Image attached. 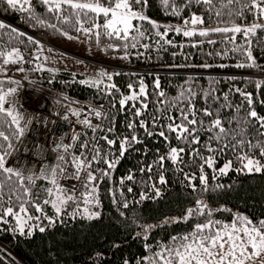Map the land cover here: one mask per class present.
<instances>
[{
	"label": "trees",
	"instance_id": "1",
	"mask_svg": "<svg viewBox=\"0 0 264 264\" xmlns=\"http://www.w3.org/2000/svg\"><path fill=\"white\" fill-rule=\"evenodd\" d=\"M172 2L181 8L180 16L172 15L171 7H166L162 0H147V6L141 8L137 5L136 8L157 23L182 24L185 18L195 12L197 15L204 16L205 23L200 25L201 27L217 26L214 11L219 9V0H216V9L212 13L208 12L207 5L197 4L195 0H192L190 5L186 3V0H170V3ZM31 4L32 14L46 21L45 24H37L29 19V12L9 9L5 3L0 2V23L6 25L5 28L0 29V49L10 50L12 47H17L25 57L24 61L19 64L8 65L6 74L14 73L23 78L27 77L26 80L37 86L74 99L82 107L81 112L84 116H86L85 111L91 107L105 114L103 118L98 119L97 123H93L94 126L100 125V130L97 132L93 133L91 129L78 123L82 128L78 132L79 139L72 141L70 138L68 141L61 142L72 145L69 149V157L72 154L79 155L80 145L85 142L89 143L86 156L93 154L92 147L95 145L102 150L101 156L107 155L108 158L113 159L119 157V138L131 135L126 128V122L133 119L132 105L135 104L139 107L140 104L139 101L129 102L126 109L121 111L119 99L130 94L129 84H133L134 90L138 91L141 80H143L148 93L147 97L142 100L148 104L144 118L149 121L153 115H159L164 107L168 108V114L178 116L179 109L174 105H168V101L175 100L181 92L187 93L189 89L196 93L194 100L197 109L205 106L204 93L213 90V96L219 97V100L215 102L208 100L207 102L214 104V110L221 109L220 116L225 121L232 120L234 117L242 119L247 116L250 110L244 97L236 89L250 93L253 100L251 107L260 116H264V30H258L255 37H249L252 41L251 50L256 60L255 66L241 68L236 65L248 63L246 57L240 52L232 51L233 45L224 41L222 34H210L208 38L216 40L215 44L205 42L193 47L194 43L201 40L206 41L208 38L198 35L184 37L182 34L171 31L166 39L171 40L172 44L163 42L158 44V37L155 36L156 30L148 21H133L146 35L140 38L136 48L127 50V59L121 58L124 56L123 48L114 51L107 47L115 42L107 36H101L100 42L97 43L95 36L88 35L87 41L90 45L101 47L106 55L113 54L110 61L93 58L89 54L81 56L72 52L81 57V59L78 58L79 60L87 63L97 62L101 65L102 70L112 72L111 81H104L106 83L99 85L82 84L80 81L83 75L70 69L51 72L48 71L49 68L36 70L40 61H33V56L38 54L42 42L30 44L27 36H31L30 34L37 31H43L47 34L49 41L56 45V42L52 41H66L69 37H76L84 33L77 32L72 26L75 22L74 17H72L71 23L65 24L55 13H48L40 0H31ZM63 15L71 17V10H66ZM252 21L253 17L249 14L246 19L235 22L250 24ZM99 22L102 23V20ZM50 24H55L57 29H62L68 35H63L61 31L49 27ZM12 28H15L17 33H11ZM160 31H163V27L160 28ZM18 33L25 35L20 36ZM243 43L244 38L238 36L237 45H243ZM143 44H147L149 47L144 48ZM222 50L226 54H215ZM209 53L212 54L209 55ZM204 64H209L211 67H202ZM100 65L97 67L100 68ZM220 65L225 66L220 67ZM0 67H4L2 63H0ZM20 67L24 69L23 72L17 71ZM6 74L0 73V81H3L0 87L4 89L15 87L10 82L11 80L5 77ZM156 77H159L160 87L158 90L155 88ZM257 82L261 84L259 88ZM107 83H114L119 92L113 90L109 95L105 88ZM158 91H163L165 96L158 97L156 95ZM225 95L227 100L224 99ZM159 99H164V106L158 104ZM221 105L224 107L221 108ZM3 120L4 117L0 115V121ZM162 123H167V120ZM205 123L207 124V120ZM113 124L115 131L111 134L107 133L106 129ZM225 127L238 132L241 125L233 123L225 124ZM0 130L8 132L9 128L5 124L0 126ZM152 130L156 131L157 129ZM244 131L246 133L243 137L245 140L251 139L253 143L264 142V136L259 134L262 130L259 128L258 122H246ZM136 134L142 143L132 145L123 157H119L116 167L110 170V176L97 182L100 205L93 210L100 212L98 219L87 220L79 216H70L68 213L72 212L75 207L73 205L67 209L62 221L52 227H46L44 233H40L38 230L34 231L32 237L11 232L9 229L14 221H10L9 225L0 224V264H123L124 259H129L130 264H136L140 257L151 255L145 249V244L156 250L158 245L171 243L172 236L186 234L192 231L195 223L203 222L204 217L194 216L187 221L165 223L169 218L183 216L186 209L195 206V200L198 198L204 199L209 204L213 210L212 219L220 220L223 223H230L236 214H242L254 221L264 218V172L248 174L236 171L241 165L231 150L223 155L217 154V168L223 166L227 160L234 161L233 168L227 175L217 176L213 180V170L205 168L209 186L214 188L215 185L220 184L224 187L203 193L199 191L201 188L198 180L199 163H193L188 155H185L182 165H172L170 161L165 163L166 184H159V169L155 166L152 180H149L148 174L140 171L141 167L153 164L159 154H165L167 145L159 136L147 137L138 125ZM104 135H109L110 139H116L117 143L113 146L107 145L102 139ZM94 137L95 139H93ZM201 137V145L198 147L201 148L204 155H208L203 147L207 140V133L202 132ZM14 143L17 144L18 141H14ZM172 143L173 146H183V142L176 141L174 136ZM244 151H248V149L245 148ZM58 154H63V150L56 151L52 166L58 162ZM250 154H254L264 163V158L259 157L257 150H253V153ZM92 167L103 170L106 165L101 160L94 163ZM180 167L183 168V172L179 170ZM130 172L134 175V180L125 179L121 184V178L126 177ZM183 173H193L197 176V179L192 181L198 189L197 192H193L187 186L188 182L185 181ZM152 183H155L160 189L161 196L135 203V201H140L142 191L148 192L149 196L154 197V192L149 191ZM49 186L46 181L38 180L34 190L39 191ZM129 187L133 189L131 193L127 191ZM113 193L116 199L121 201V204L113 203ZM43 198L41 196V199ZM125 199L129 202L128 209L122 207V202ZM217 209H228V211H217ZM45 211L48 215L54 216V210L50 206H45ZM120 211L125 212L124 217L120 216ZM136 223L158 226L147 233V240H145L143 236L139 238L136 236V233L141 231ZM44 225H47L46 221ZM114 244H119L120 247H113ZM98 252L103 253L100 259L95 256Z\"/></svg>",
	"mask_w": 264,
	"mask_h": 264
},
{
	"label": "snow or ice",
	"instance_id": "2",
	"mask_svg": "<svg viewBox=\"0 0 264 264\" xmlns=\"http://www.w3.org/2000/svg\"><path fill=\"white\" fill-rule=\"evenodd\" d=\"M5 3L9 9L19 10L21 12H29V19L37 24H45L46 21L32 14L31 0H0ZM48 13H55L61 18L62 23H71L72 17L75 22L72 25L77 32L95 36L97 43L100 42L101 36H107L115 41L107 45L108 48L114 51L120 48L124 49L123 59L128 57V49L136 48L140 38L145 37L146 33L141 28L134 24L133 21H148L155 29V36L158 37L157 43L161 42L171 45L172 41L166 39L169 32L174 31L182 34L184 37L200 36L208 38L211 33L222 34L223 40L233 45L232 51L240 52L244 55L248 63L237 64V67H253L256 64L255 57L252 53V41L249 37H255L258 30H264V0H219V9H216V0H195V3L207 5L208 12L214 11V16L217 20L215 27H197L204 25V16L197 15L195 12L190 17L185 18L183 25L162 26L156 21L150 20L142 11L137 10L136 6L141 8L147 6V0H40ZM166 7H171V14L175 16L181 15V8L170 0H162ZM187 4H191L192 0H186ZM66 10H71L72 16L63 15ZM253 17L252 23H236V20L246 19L247 15ZM102 20V23L99 22ZM90 25V26H85ZM6 25L0 23V29ZM49 27L61 31L63 35H68L62 29H57L55 24H50ZM163 27V31L160 28ZM11 33H17L15 28L11 29ZM135 33V35H134ZM24 36V33H18ZM238 36L244 38L243 45H237ZM30 44H39L40 41L31 36L26 37ZM72 38V37H69ZM123 42V43H119ZM215 44L216 40L206 39L194 43L197 44ZM142 47L148 48L149 45L143 44ZM212 53H209L211 55ZM216 55L226 54L223 50L216 52ZM38 58V57H37ZM25 59L21 50L17 47L9 49H0V63L4 67H0V73L7 72L8 65H16L23 62ZM45 59H48L45 57ZM225 65H220L224 67ZM202 67H211L209 64H204ZM40 65L36 70H42ZM17 71L23 72L22 67ZM48 71H54L49 68ZM119 75V73H116ZM101 77H106L108 81L112 80V74L101 71ZM27 78V77H25ZM13 84H18V81L11 80ZM3 81H0L2 84ZM80 83H88L86 80H81ZM99 85L102 81H94ZM261 86L257 82V87ZM160 87L159 77L155 79V88ZM108 94L111 95L113 90L119 92V89L114 83L105 85ZM130 94L122 96L119 99V109L124 111L129 102L139 101V107L135 104L133 108V119L126 122V128L130 131V136L119 138V157H123L125 153L134 144H140L142 141L136 134L137 125L143 130L147 137L159 136L167 145L165 154H159L153 164H146L141 167L142 173L148 174V179L152 180L154 166L159 169L158 178L159 184H166L167 181L164 175V166L166 162H171L172 165H182L185 155H188L193 163H199V184L200 192L208 193L216 189L223 188L224 185L217 184L214 188L209 186L208 176L205 174V168L213 170L212 179L217 176H224L233 168V160H227L223 166L217 168L216 163L218 155H223L231 150L236 155V160L241 167L236 171L241 173H261L264 172V163L257 159L253 150H257L259 157L264 158V142L256 141L253 143L251 139L245 140L246 135L244 127L248 121H256L259 124L260 135L264 136V116H260L257 111L251 107L253 100L252 95L236 89L244 100L249 105L250 110L247 116L242 119L233 118L225 121L221 119V109L214 110V104L207 101H217L219 97L213 96V90L204 93L205 106L197 109L194 97L196 93L190 89L187 93L181 94L173 101H168V105L175 106L179 109L178 116L168 114V108L164 107L159 115H153L151 120L144 118V113L148 109V104L142 100L146 98V91L143 80L140 81L139 90H134L133 84H129ZM18 89L16 87H8L4 89L0 87V115L4 117L0 121V126L7 125L9 131L0 130V224L9 225L10 221H14L11 232L18 233L21 236L32 237L34 231L40 233L46 231V227H52L57 222L62 221L63 215L69 207L75 206L72 212L68 213L72 217L79 216L87 220H94L100 217L99 211H94L93 208L99 207L100 199L98 197L97 183L106 177L110 176V170L116 167L119 157L108 158L107 155L101 156L102 150L93 145L92 155L86 156L85 153L89 150V143L85 142L80 145L81 152L79 155H68L72 145L60 143L53 151L63 150V154H58L57 163L55 166L45 165L39 169V173L30 172L27 167L21 169L19 166H9L10 157L17 150V145L14 141H21L25 136L29 125L35 117L25 120V113L18 110L16 107L15 94ZM158 97L163 98L165 93L158 91ZM39 97L36 103H39ZM227 100V96L224 97ZM160 106L165 105L164 99H159ZM115 106V105H114ZM224 105H221L223 108ZM230 107V106H229ZM71 114L78 118L77 122L86 128L91 129L93 133L100 130V125H93L92 120L88 116L79 119L82 115L81 110L71 109ZM88 114L97 119L103 118L105 115L100 110L89 108ZM63 119H68L67 113ZM167 120V123L162 121ZM207 120V124L205 123ZM239 124L240 130L237 132L234 129L225 127V124ZM152 129H157L153 131ZM75 131V130H74ZM115 131L114 124L106 129V132L111 134ZM207 133V140L204 142V149L208 155H204L199 145H201V133ZM79 133L71 136L72 141L79 139ZM176 141H182L183 146H173L172 137ZM95 139V137L93 138ZM102 139L109 146L117 143L116 139H110L109 135H104ZM223 142V143H222ZM215 145V146H214ZM247 148L248 151H244ZM28 151L27 148L24 149ZM159 153V149L157 150ZM238 153V154H237ZM198 158V161H197ZM103 161L106 168L101 170L93 168L94 163ZM69 169H72L71 171ZM179 170L183 172V168ZM99 173V175H97ZM187 186L193 192L198 189L192 181L197 179L193 173H183ZM61 178L65 181L75 180L77 184H71L70 187H64L61 183ZM134 180V175L130 172L126 177L121 178V184L124 180ZM38 180L46 181L50 186L42 190H34ZM129 193L133 191L131 187L127 189ZM149 191L154 192V197L149 196L148 192L140 193L139 203L145 199H152L161 196V191L155 183H152ZM123 193L121 192V196ZM41 196L44 198L41 199ZM113 203L121 204L113 193ZM45 206H50L54 210V216H50L45 211ZM123 209L129 208V202L125 199L122 202ZM217 211H228V209H217ZM120 216L124 217L125 212L120 211ZM213 210L204 199H196L195 206L186 209L181 217L169 218L165 223H178L181 220L187 221L194 216H201L205 219L203 222L194 224L192 231L183 235H174L171 237V243L158 245L156 250H153L150 245L145 244V249L151 255L140 257L136 264H264V218L254 221L242 214H236L230 223H223L220 220L212 219ZM47 225H44V222ZM135 223V221H134ZM136 226L141 231L136 233L139 238L143 236L147 240V233L158 225H146L136 223ZM113 247L119 248V244H114ZM97 259L103 256L102 252L95 254ZM123 264H130L129 259H124Z\"/></svg>",
	"mask_w": 264,
	"mask_h": 264
},
{
	"label": "built area",
	"instance_id": "3",
	"mask_svg": "<svg viewBox=\"0 0 264 264\" xmlns=\"http://www.w3.org/2000/svg\"><path fill=\"white\" fill-rule=\"evenodd\" d=\"M30 35L43 43L48 42V37L43 31ZM5 77L19 82L16 84L18 89L15 94L16 107L25 113V120L35 117L19 142L20 148H17L10 158L12 166L30 169L33 168V166L29 168L30 162L34 160L33 164L36 167L33 169L37 171L45 165H52L56 157V151H53L56 145L68 141L73 134L82 130L78 119L69 113L68 104L58 98V92L37 86L15 74H8ZM38 97L39 103H36ZM74 102L78 103L75 100ZM87 110L85 115L92 123H97L98 119L90 116ZM66 113L68 119H63ZM25 148L28 151H25ZM61 183L67 188L71 184H77V181H65L61 178Z\"/></svg>",
	"mask_w": 264,
	"mask_h": 264
},
{
	"label": "rangeland",
	"instance_id": "4",
	"mask_svg": "<svg viewBox=\"0 0 264 264\" xmlns=\"http://www.w3.org/2000/svg\"><path fill=\"white\" fill-rule=\"evenodd\" d=\"M158 24L162 26H176V25L182 26L183 25V23L182 24H172V23H165V22H159ZM197 27L199 28L201 26H197ZM87 39H88V35L82 34L76 37L66 39V41H56V40L52 41L54 43L56 42L55 43L56 45H47V44L41 43L42 45L41 47L39 46L38 54L36 56H33V61L39 60L40 62L38 63V65L39 66L42 65L43 68H51L53 70L70 69L76 73L83 75L82 80L88 81V84H95L93 82L97 80L102 81V83L100 84L106 83L108 82L107 78L101 77L99 73L103 71L108 74H112V72L109 70H105V69L102 70L101 65L97 64V62L87 63V62L81 61L79 60L81 59V57H79L78 55L82 56V55L89 54L93 58H99V59L102 58L107 61L108 60L110 61L112 60L111 56L113 54L106 55L101 47L97 45H90ZM45 57H47L48 59H45ZM99 65H100V68L97 67ZM58 98L60 100L65 101L66 104H68L69 106L68 110L69 108L76 109V110H82V107H80L78 103L74 102V99H71L70 97L63 95L61 93L58 94ZM91 108L95 109L94 107H91ZM69 113L71 114V111H69ZM81 116L83 117V115ZM33 163H34V160L30 162L31 165L29 166V168L31 166H33V168L36 167V165ZM9 166H12V165L10 164ZM31 172L36 173V171H31Z\"/></svg>",
	"mask_w": 264,
	"mask_h": 264
},
{
	"label": "crops",
	"instance_id": "5",
	"mask_svg": "<svg viewBox=\"0 0 264 264\" xmlns=\"http://www.w3.org/2000/svg\"><path fill=\"white\" fill-rule=\"evenodd\" d=\"M20 146H21V145H20V144H18V145H17V148H20ZM10 164H11V163H10ZM41 168H42V167H41ZM31 171H35V169H32V170H30V172H31ZM36 173L38 174V173H39V170H37V172H36Z\"/></svg>",
	"mask_w": 264,
	"mask_h": 264
},
{
	"label": "water",
	"instance_id": "6",
	"mask_svg": "<svg viewBox=\"0 0 264 264\" xmlns=\"http://www.w3.org/2000/svg\"><path fill=\"white\" fill-rule=\"evenodd\" d=\"M56 148H57V146H56Z\"/></svg>",
	"mask_w": 264,
	"mask_h": 264
}]
</instances>
